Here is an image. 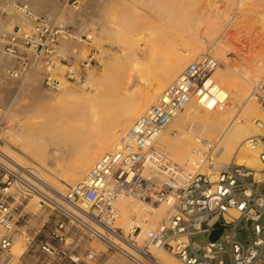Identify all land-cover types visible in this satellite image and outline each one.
Here are the masks:
<instances>
[{"label": "built area", "instance_id": "1", "mask_svg": "<svg viewBox=\"0 0 264 264\" xmlns=\"http://www.w3.org/2000/svg\"><path fill=\"white\" fill-rule=\"evenodd\" d=\"M12 5L32 19V25L26 28L9 23L10 13L2 9L0 19L7 24L0 25V54L14 60L2 69L10 77L37 68L43 73L45 86L57 88L51 69L58 59V42L75 36L49 14L34 16L26 4ZM218 66L217 58L208 53L188 63L118 144L102 154L80 182L65 184L62 192L48 185L36 168L6 155L0 130V226L4 230L0 255L13 241L16 200L35 196L39 208H48L57 217L51 234L58 243L65 233L75 230L119 251L134 264H158L148 251L149 243L183 264H225L223 254L228 255L229 264H264V137L252 141L259 148V170L232 163L209 173H192L154 146L155 138L191 98L203 104L213 96L219 88L213 79ZM66 75L75 77V70L69 66ZM255 97L264 107V72ZM222 101L215 99L213 108L221 107ZM123 193L170 202L167 217L146 233L143 243L136 240L137 228L125 232L114 225L116 201ZM219 226L221 233L211 240L212 231ZM243 228L248 230L247 237L240 242L236 236ZM198 233H207L204 245L192 239ZM29 238L25 236L27 242ZM42 249L49 254L56 252L53 244L44 243Z\"/></svg>", "mask_w": 264, "mask_h": 264}, {"label": "bare ground", "instance_id": "2", "mask_svg": "<svg viewBox=\"0 0 264 264\" xmlns=\"http://www.w3.org/2000/svg\"><path fill=\"white\" fill-rule=\"evenodd\" d=\"M144 1L146 3L148 2V0ZM200 1L202 0H199V2ZM241 1L242 0H237L235 4H240ZM26 2L28 3H26L28 8L30 6L29 3L37 4V2H39L40 4H46L47 6L52 7L55 11L64 6L63 3H60L57 0H26ZM148 3L145 5L147 8L146 12L143 10L145 14L137 11V8L124 14L121 25H119L120 27H118V29L116 28L117 30L115 29V36L120 38V34H122L121 36L124 42H127V40L136 43L141 40L145 43L147 42V44L149 43L148 45H150V52H157V50L160 49V52L158 53L160 54V59L162 58L163 61L161 60L159 63L162 64L160 70L158 69L159 72L155 76L154 74H148L141 70L142 68L137 62L138 57L136 58L134 52H131L130 54L127 53V62L124 60V64H122L123 67L125 66V68H128L131 65L129 69L135 70V74H138L132 82L130 80L131 75L125 73L127 70L124 71L123 69V76H118L120 80L118 78L114 79L113 83L111 82V80H113L112 78L117 76L114 75V73V76H111V73L106 72L107 74L105 76L107 79L105 78L106 80L104 79L103 81L106 83L108 80L110 83L107 82L108 85L106 83L107 86H104L105 89H100L102 91L96 90V93L101 92V94H97L99 97L95 96L91 99L87 98L83 101L81 106L80 104L79 106L76 105L72 100H68L70 95L74 94V91L73 93H70V88L68 89L70 86L67 87L66 85H63L64 87L61 89V94L57 98L58 110L56 109V104L50 102V98L41 93L40 84H33L32 81L40 77L38 73L33 75L31 80L32 83L30 82L27 84V86H29L26 87V89L29 90L31 100L21 107L20 113L27 117L41 118L37 122L32 120L33 122L31 121V123H33L35 129L38 134L41 135V139L43 140L42 142H39V144L37 143L35 146L36 149H34L38 159L43 161V164H55L52 158H47L52 152H49L46 146L49 145V143L50 145L58 144V148H52V150H58V170L52 169L51 171L48 169L49 173L58 177V184L56 181L54 182L52 180L53 177L51 178L50 176H47V174H42L38 168H34H36L39 175L48 185L57 189L59 192L62 191L63 183L76 184L80 182L95 161L102 154L112 150L118 144L120 136L124 134L132 121L140 117L146 109L154 104L160 91L168 86L179 74L182 64L191 60L198 51L206 47V42L210 44V51L212 50L215 55H219L222 58L229 52L236 53L239 50V47L235 43H233L235 44L234 46L230 45L231 47L229 48L224 46L225 44H231L230 37L228 34L224 33L225 27H230L229 22L224 21L221 24L218 23L208 28L205 27L200 29L198 32L199 41H197L200 43L201 39L202 44L193 45V42L196 41L194 40L193 42H190L193 43L190 46V43H186L187 40L183 34L181 35V33L178 34L175 32L180 30H177L179 27H175L176 30H174V28H171L170 24L173 23L175 26H179L181 20L188 19L194 14L191 12L186 13L182 7L164 8L161 7L159 3H153L150 1ZM230 3L233 2L230 1ZM2 7L7 8L5 10L10 11L8 16L9 23H16L20 26H24L27 22L32 23V19L26 16L23 12L18 11L10 2L3 4L2 1H0V12L2 11ZM65 11L77 16L80 15V12L76 8H70L69 6H65ZM32 13L34 16L39 15L37 13L35 14L33 10ZM263 14L262 16L260 15L261 21L258 20L262 23H264ZM252 16L256 15L245 16L243 20H237L232 25L233 28L236 29V27H241L243 24L245 26V23L251 22L250 20L252 19ZM65 17L67 18V16ZM220 17L222 16L217 15V18L220 19ZM257 17L255 19H257ZM137 22H139L138 25L141 24L140 27L142 30H148L146 36L144 33L141 35L134 34L136 31L135 27L138 26ZM6 24V21L0 19V25L4 26ZM108 27H112V25ZM130 28H135V31L133 30L134 33L133 31H129ZM103 32L105 31L103 30ZM111 33L112 32L110 31V37H112ZM230 34L232 37L231 32ZM261 35L263 39V43L261 41L263 47L262 49L260 48V51L258 50L259 55L253 60L254 62L251 66H245L246 70L243 68L244 72L240 73V76L235 73V68L232 69L233 64L231 65L228 63L227 67L229 70L217 68L213 73V77L216 83L222 87L219 86L217 90L213 91V96L203 104H198L199 102L197 103L195 98H191L190 101L184 105V109L177 113L167 124L166 129L161 131L155 138L154 146L159 151L164 153L163 149L167 150L172 159L187 161L188 163L183 164H185L184 166H186L192 173H209L218 170L219 168H224L230 160L236 165H243L244 167L254 168L255 170L260 169L262 164L258 158V147L254 146L252 141L259 136L264 137V113L261 112L259 104L254 100L255 96L251 97L249 91L250 86L255 84V82H258L264 72V28L262 29ZM112 38L117 40L115 37ZM237 40L238 39H236V41ZM164 41L165 44L163 45V48L162 44ZM180 42L183 46L189 44L188 46H190V49H188V51H190L188 55H180L177 51L176 47ZM70 43L71 42L67 40H62V44L65 47L70 46ZM160 46L163 48L162 50L159 48ZM225 47L228 48L227 51ZM243 54L245 55V52ZM246 58H248V56ZM251 58L252 57H249L250 60ZM244 61L246 63L249 60L246 61L245 59ZM251 61L249 62L251 63ZM13 62L14 60L12 58L0 54V74L8 78V75L2 68L6 65L11 66ZM127 63L130 64L127 65ZM106 64L107 66L109 65L108 62ZM113 68L115 69V67ZM108 74H110L111 80L107 77ZM15 80H18V78ZM115 82L118 83L115 84ZM223 87L227 88L229 92L227 93ZM101 95L104 96L100 98ZM224 98H229L233 104L240 105V113L234 115L228 108H213L212 104L215 99L222 101L225 100ZM3 115V112L0 110V120ZM240 118L241 121L239 120ZM32 126L30 127L32 128ZM197 129L201 132L206 131V134L205 132L203 134L208 136L209 143L204 142L201 133ZM172 130L176 131L175 133L173 132V135H171ZM30 131V128H23V126L19 131L17 130L16 140L21 143V146L30 147L31 143L34 145V142L31 141L32 137ZM33 131H31V134ZM48 133L49 135H47ZM216 144L221 149V159L219 158V161L211 160L212 162H210L207 160V150L208 147H214ZM4 152L18 163L22 162L24 159L12 150L5 148ZM71 154L74 157L72 159H69L68 157L67 159V156ZM173 162L178 164L176 161ZM23 163L24 162H22V164ZM207 166L208 168L206 170ZM115 206L117 209V217L114 225L123 228L125 232L126 230H131L137 227L141 228L136 236V240L140 244L145 241L146 233L149 230L155 229L157 227L156 225L159 224L163 218L167 217L170 202L143 200L134 195L123 193L118 196ZM160 249L154 244H148V251L156 259L158 264H183L170 253Z\"/></svg>", "mask_w": 264, "mask_h": 264}, {"label": "rangeland", "instance_id": "3", "mask_svg": "<svg viewBox=\"0 0 264 264\" xmlns=\"http://www.w3.org/2000/svg\"><path fill=\"white\" fill-rule=\"evenodd\" d=\"M0 1H2L3 4H7L8 2H10L11 4H24V3L26 4L27 3L26 0L24 1L23 0H0ZM57 1L60 3H63L64 6L58 8V10L56 11L50 6L43 7L41 12L36 10V8H34L33 6L37 7V6L43 5V4H40L39 2H37V4L29 3V5H33V6H29V8L31 9V11L33 10L35 14L37 13L39 15H42V14L51 15L54 19L58 21V23L65 25L68 28L69 32H71L72 35L75 36V38L74 37H70V38L62 37L58 42V59L57 58L54 59V66L51 69V74L58 81V87L55 89L47 88L45 84L43 83V73L37 68H32L29 71L22 73V74H18L16 76H10V77L8 76V78L0 74V110L4 114L2 119L0 120V130L3 131V138H4V144L2 145V148L4 150L5 148L12 150L16 154H18L20 157L24 158L22 161L24 162L23 165H28V166L38 168L42 172V174H47V176H50L51 178L53 177L54 179L52 178V180L54 182L56 181L57 184H58V177H56L52 173H49V170L51 171L52 169L58 170V150H52V148H58L57 146L58 144L50 145L49 143V145L46 146L49 152H52L50 153L49 156H47V158H50V159L52 158L55 164L54 165L43 164V161L38 159V156L34 151V149H36L35 146L37 145V143L39 144V142H42L43 140L41 139V135L38 134L37 130L35 129V126L33 125V123H31L32 120H34V122H37L41 118L27 117L26 115L20 113L21 107L24 104L30 102L31 100V97L29 95V90L26 89V87L29 86V85L27 86V84L31 82L33 75L38 73L40 77L37 78V75H36L37 79L32 81L33 84H36V85L40 84L41 93L45 96L47 95L51 100L49 101L55 103L56 109L58 110V99L57 98L60 96L61 89H63L65 85L67 87L70 86L68 87V89L70 88V93L71 92L73 93L74 91V94L73 95L71 94L72 96L70 95V98L68 100H72L73 103H76V105L78 106L80 104L81 106L83 101L86 100L87 98L91 99L95 96H98L97 94L99 92L96 93V90L105 89L104 86H107L108 85L107 82H109L107 80L106 81L107 85H106L105 81H103L106 78L105 75L107 73H111V76L114 73V75L117 76V77H113L112 78L113 80H111V76L110 74H108L107 77H109L110 78L109 80H111V82L113 83L114 79L118 78L120 80L119 77L123 76V72H122L123 69L124 71L127 70L128 72L126 71L125 73H128L131 75L130 80L132 82L138 74L137 75L135 74V70L129 69L131 65L130 67L127 66L128 68H125V66L123 67L122 64H124L123 63L124 60L125 62H127L126 61L127 53L130 54L131 52H134L136 54V58L138 57L137 62L141 66L142 68L141 70L148 74L150 73L152 75L154 74L155 76L159 72L160 66L162 64V63L159 64L162 60V58L160 59L159 57L160 54L158 53L160 52V49H158L157 52H150L149 51L150 45H148L149 43L147 44V42L145 43L142 40L139 41L138 43L133 42L131 40L129 41L127 40V42H124L121 36L122 34H120V38L119 37L117 38L115 36V32L118 29V27H120L119 25H121L124 14H126L128 11L137 8L136 9L137 11H139L142 14H145L146 9H147L145 5H147V3L150 1L153 3H159L161 7H164V8L165 7H168V8L169 7H176V8L182 7L186 13H189V12L193 13L194 15L192 17L185 19V20H181L179 22V26H175V24L173 23L170 24L171 28L172 29L174 28V30H176V28L179 27L177 28V30L178 29L180 30L175 31V32H177L178 34L181 33V35L183 34V36L186 37L185 38L187 40L186 43H190L196 40L193 42L194 44L190 43V46L192 44L193 45L195 44L200 45V43L202 44L201 39H200V43L198 42L199 41L198 32L200 31V29L205 28V27L208 28L218 23L221 24L224 21L229 22L230 27L229 28L225 27L224 33L228 34V36L230 37L231 44H225L224 46L229 48L231 47L230 45L234 46L236 44L239 47L238 51L241 53H239L238 51L236 53L229 52L228 54L224 55V57L222 58L219 55L218 56L215 55L212 52V50L210 51L211 49L209 47L210 44L206 42L208 46L205 43L206 47L198 51L191 60H189L188 62H184V64H182L180 72L183 70V68L188 63H190L191 61H194L200 55L208 53L214 56L215 58H217L219 62V66L217 68L227 70L228 63L231 65L233 64L232 69L235 68L236 70V71L235 70L233 71H235V73H237V75L240 76L241 75L240 73L244 72L243 68L246 70L245 66L246 67L251 66V64L254 62L253 60L258 57L259 51L263 47V44H262L263 39H262L261 33H262V29L264 28L263 27L264 23L259 22V21H261L260 15L262 16V14L264 13V0H250V1L242 0L240 4L237 3L238 6L235 4L237 0H202L200 2L199 0H188V1L187 0H153V1L148 0L147 3L144 0H141V2L140 0H57ZM230 1H232L233 3H230ZM142 3H145V4H142ZM148 4H152V3H148ZM65 6H69L70 8H76L80 12V15L77 16V15L66 12ZM2 9H7V8L2 7ZM248 12L251 14H249ZM255 12L258 14V17ZM7 13L9 14L10 11H7ZM254 14L256 16H252V19L250 20L251 22L245 23L246 24L245 26L243 24L241 25V27L240 26L236 27V29L233 28L232 25L237 20H241V19L243 20L245 16H250ZM217 15H220L223 18L220 17L221 19L220 20L219 18H217ZM8 16L9 15H7V19H8ZM65 16H67V18ZM256 17L257 19H255ZM138 24L139 22H137V25ZM247 24H250V25H247ZM31 25L32 23L27 22L24 25V27L30 28ZM111 25L113 28L108 27ZM140 26L141 24L135 27L136 31H135V28L134 29L130 28L129 31L134 30L135 33L134 31L133 33L135 35L137 34L141 35L142 33H144L146 36L148 34V30H144V29L142 30ZM102 29L106 33L108 32L107 33L108 35L105 32H103ZM112 30L113 31L115 30V31L113 32ZM110 31L112 32L111 36L115 37L117 40L110 37ZM230 32L232 33V37H231ZM259 36L261 37V39ZM236 39L238 40L236 41ZM62 40H65V41L67 40L71 42L70 46L68 47L63 46ZM164 44H165V41L162 44V47ZM188 45L186 44L183 46L181 42L177 44L178 48L176 47V49L180 53V55L189 54L190 50L188 51V49H190V46ZM162 47L160 46L159 48H161L162 50L164 48ZM228 48H226V51L228 50ZM244 52H245V55L243 54ZM90 55L92 56V58H90ZM242 55H244L245 57ZM63 56H71V58L62 60L61 57ZM247 56L248 58H246ZM243 57L246 59V61L252 60L251 63L247 61L246 63L248 64H246L244 61L245 59ZM249 57H252L251 60L249 59ZM107 62L109 64L108 66L106 64ZM128 64L130 63H127V65ZM69 66L73 70H75V77L73 78H68L66 75ZM110 66L112 69L110 68ZM121 66H122V69H121ZM113 67H115V69ZM16 78H18V80H15ZM117 83L118 82H115V84ZM256 85H257V82H255V84L250 86L249 93L251 97L256 96ZM165 88H163L161 91H163ZM223 89L227 93L229 92L227 88L223 87ZM160 93L158 94V96L160 95ZM99 94H101V92ZM103 96L104 95H101L100 98H102ZM254 100L259 104L261 112L264 113V107L260 104L259 100L256 97H254ZM221 107L228 108L229 111L233 112L232 114L234 115L236 113L237 114L240 113V110H239L240 105L233 104L229 98H226L225 100L222 101ZM136 119H134V121ZM239 120L241 121V118ZM134 121H132V123ZM22 126L23 128L24 127L30 128L31 131L34 130L32 134L30 131V135L32 137L31 141L34 142V145L33 143H31L32 146L30 145V147H23L21 146V143L16 140L17 130L19 131L22 128ZM30 126H32V128ZM14 130H15V133H14ZM198 131L201 133V137L203 138L204 142L209 143L208 136H205L203 134L204 132L206 134V131H202V132L200 130ZM173 132L175 133L176 131L172 130L171 135H173ZM47 135H49V133ZM163 151L167 157L172 159V157L170 156L167 150L163 149ZM207 152H208V156H207L208 161L210 162L219 161L221 159L220 157L221 149L220 147H218L217 144L214 147H211V148L208 147ZM258 154H259V148H258ZM68 157L69 159H72L74 156L71 154L67 156V159ZM172 161H176L180 165L181 164L185 165L186 163H188L187 161H178L174 159H172ZM22 162L20 163L22 164ZM232 163L234 162L230 160L229 163L226 164V166ZM207 168L208 166L206 167V170ZM249 180L250 178H247V181ZM65 184H70V183H63L62 191L64 190ZM37 201L38 199L35 196H31V197L28 196L26 198H20L16 200L14 204L16 224L14 226V231H13V241H12L10 249L7 252L2 254L1 264H24L23 257L30 259L32 264H53L55 259H57L58 261V241H56L52 237V234H51L57 222V217L53 213H51V211L48 208H39L37 206ZM164 219L165 218H163L160 221V223ZM140 230L141 228L137 227L136 233L140 232ZM128 231L129 230H126V232ZM247 232H248L247 229L245 228L241 229L237 233L236 240L240 242H244L247 237ZM2 233H4V230L0 226V235ZM136 233H135V236H136ZM26 235L30 236L29 238L30 239L29 241H31L30 244L25 240ZM192 239L195 242L199 243L200 245H204L208 240L207 233H198L194 235ZM44 242L53 244L56 247V252L54 254H49L45 252L42 249V244ZM59 245H63L64 248H62V250L65 251L64 253L59 251V254L61 257V264H134L129 258H127L125 255H123L119 251L108 249L106 245L100 241H97V240L91 241L87 239L85 235H83L79 231L70 230L67 233H65L64 239L59 243ZM157 248L160 249L159 247ZM160 250H163V249H160ZM223 259H224L225 264H229V258L227 254H223Z\"/></svg>", "mask_w": 264, "mask_h": 264}, {"label": "crops", "instance_id": "4", "mask_svg": "<svg viewBox=\"0 0 264 264\" xmlns=\"http://www.w3.org/2000/svg\"><path fill=\"white\" fill-rule=\"evenodd\" d=\"M30 6H33V5H30ZM46 6H47L46 4H43L42 6H37V7L36 6H33V7L36 8V10H38V11L41 12L42 9H43V7H46ZM30 242L31 241H29L28 243L30 244ZM44 243H48V242H44ZM48 244H50V243H48ZM62 248H64V246L63 245H59V243H58V261H57V259H55V261L53 262V264H61V257H60L59 251L62 252V253L65 252L64 250H62ZM1 257H2V255H0V264L2 263L1 262ZM23 261H24V264H32L31 261H30V259H28V258L23 257Z\"/></svg>", "mask_w": 264, "mask_h": 264}, {"label": "water", "instance_id": "5", "mask_svg": "<svg viewBox=\"0 0 264 264\" xmlns=\"http://www.w3.org/2000/svg\"><path fill=\"white\" fill-rule=\"evenodd\" d=\"M216 226H218V224ZM221 231H222V226H219L217 229H214L212 231V233H211L210 239L211 240L217 239V237L219 236V234L221 233Z\"/></svg>", "mask_w": 264, "mask_h": 264}]
</instances>
